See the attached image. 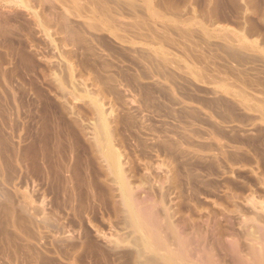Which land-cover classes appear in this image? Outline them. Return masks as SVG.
I'll list each match as a JSON object with an SVG mask.
<instances>
[{"label": "rangeland", "instance_id": "1", "mask_svg": "<svg viewBox=\"0 0 264 264\" xmlns=\"http://www.w3.org/2000/svg\"><path fill=\"white\" fill-rule=\"evenodd\" d=\"M263 249L264 0H0V264Z\"/></svg>", "mask_w": 264, "mask_h": 264}, {"label": "bare ground", "instance_id": "2", "mask_svg": "<svg viewBox=\"0 0 264 264\" xmlns=\"http://www.w3.org/2000/svg\"><path fill=\"white\" fill-rule=\"evenodd\" d=\"M103 126H104V125H103ZM103 129H104V128H103ZM103 133H104V132H103ZM111 151H112V150H111ZM109 152H110V150H109ZM109 154H110V153H109ZM107 157H108V156H107ZM109 157H110L109 160L111 161V154H110ZM112 158H114V156H113ZM113 161H114V160H113ZM113 161H111V162H113ZM119 171H120V170H119ZM119 173H120V172H119ZM120 174H121V173H120ZM120 174H119V175H120ZM119 178H120V177H119ZM119 180H120V179H119ZM121 183H122V181H120V184H121ZM124 185H125V184H124ZM124 185H123V186H124ZM123 186H122V188H123ZM122 188H121V189H122ZM124 188H125V187H124ZM124 191H125V190H124ZM124 191H123V193H124ZM125 195H126V194H124V198H125V200H126ZM128 198H129V197H128ZM128 200H129V199H127V203L129 204ZM125 202H126V201H125ZM125 202H124V203H125ZM131 203H132V202H131ZM124 205H125V204H124ZM130 206H131V204H130ZM134 206H135V205H134ZM131 208H132V207H131ZM132 209H133V208H132ZM136 209H138V208H136ZM128 212H129V211H128ZM138 213L141 214L142 212H141V213H140L139 211H138V212H137V211L135 212V208H134V210H131V214H130V213H129V214L131 215L130 217L132 218V221H133L132 223H134V226L136 225L137 229H138V228L141 229V227H143V223H142V221H143L144 219H143V220L140 219ZM145 218H146V217H145ZM141 220H142V221H141ZM147 221H148V220H147ZM145 222H146V220H145ZM145 222H144V223H145ZM147 223H148V222H147ZM147 225H148V224H147ZM145 226H146V224H145ZM149 226H150V228L152 227L150 224H149ZM146 227H147V226H146ZM137 229H135L136 232H138ZM142 229H143V228H142ZM146 229L148 230L149 227H147ZM141 231H142V230H141ZM152 231H154V230L152 229ZM144 232H147V233H148L149 231H145V230H144ZM144 232H141V233L145 234ZM149 233H150V236H151V233H153V232H149ZM149 233H148V235H149ZM138 234H140V232H139ZM146 236H147V235H146ZM152 236H153V235H152ZM144 237H145V236H144ZM148 237H149V236H147V240H149ZM155 237H156V236H155ZM140 238H141V237H140ZM150 238H151V237H150ZM145 239H146V237H145ZM158 239H159V238H158ZM142 240H143V239H142ZM142 240H141V241H142ZM152 240H154V236H153V239H152ZM144 241H145V240H144ZM155 241H156V240H154L153 243H154ZM146 242H147V241H146ZM159 242H160V241H159ZM159 242H156V243L158 244ZM153 243H152V244H153ZM156 243H154V244H156ZM152 244H151V245H152ZM144 245H145V244H144ZM158 245H159V244H158ZM161 245H162V244H161ZM152 246H153V245H152ZM159 246H160V245H159ZM146 247H148L147 243H146ZM153 247H154V249H155L156 246H153ZM157 247H158V246H157ZM262 247H263V246H261L260 248H262ZM159 248H160V247H159ZM159 248H157V249H159ZM161 248H162V247H161ZM148 250H149V248H148ZM152 250H153V249H151V251H152ZM162 250H165V249H162ZM259 250H260V249H259ZM263 250H264V249H263ZM155 251H156V250H155ZM166 251H167V250H166ZM169 252H170V251H169ZM172 252H173V251H172ZM255 252H258V251L256 250ZM259 252L261 253V251H259ZM259 252H258V253H259ZM166 253H167V252H166ZM166 253H163V254H166ZM175 253H176V252H175ZM258 253H257V254H258ZM263 253H264V252H263ZM172 254H174V253H172ZM172 254H170V255L167 254L168 256H167L166 261H165L166 264H182V263H183V262H182V263L180 262L181 259L179 260V258H177V255H176V254H175L176 256H174V255H172ZM180 254L183 255L181 252H180ZM255 254H256V253H255ZM257 254L254 255V256L257 257ZM260 255H261V254H260ZM161 256H162V255H161ZM258 256H259V255H258ZM263 256H264V255H263ZM164 257H165V255H164ZM181 257H182V256H181ZM182 258H183V257H182ZM258 258H259V259H258V260H259V263H258V264H264V259H263V260L261 259V258H263L262 255H261V258H260V256H259ZM255 259H256V258H255ZM176 260H179V262H178V261L176 262ZM256 260H257V259H256ZM182 261H183V260H182ZM184 261H185V260H184ZM253 261L256 263V261H255L254 259H253ZM185 262H186V261H185ZM254 262H253L252 264H254ZM257 262H258V261H257ZM164 264H165V263H164ZM186 264H187V263H186ZM189 264H190V263H189ZM193 264H196V263H193ZM256 264H257V263H256Z\"/></svg>", "mask_w": 264, "mask_h": 264}]
</instances>
